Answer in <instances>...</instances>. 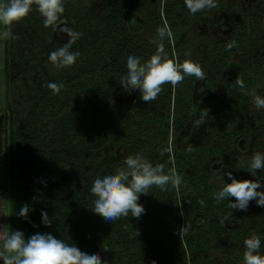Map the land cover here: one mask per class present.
Segmentation results:
<instances>
[{
    "label": "trees",
    "instance_id": "16d2710c",
    "mask_svg": "<svg viewBox=\"0 0 264 264\" xmlns=\"http://www.w3.org/2000/svg\"><path fill=\"white\" fill-rule=\"evenodd\" d=\"M259 4L264 7V0ZM64 7L61 24L81 33L71 45L80 53L71 66L58 68L48 60L68 40L59 26L47 27L41 47L28 39L36 57H11L4 36L7 87L31 69L49 70L48 77L40 72L35 79L28 123L10 130V170L0 180V190L9 187L12 207L17 200L34 209L27 213L30 220L22 218L26 235L50 231L97 249L106 264H150L153 258L156 264H243V240L252 234L261 237L264 253V206L250 201L245 210L231 209L227 200L215 199L230 180L226 169L254 179L244 167L254 152L264 151V109L247 94L254 88L264 95L260 16L243 0H217L215 8L195 14L183 0H64ZM165 23L173 32L171 41H163L169 58L198 62L205 77L186 76L175 87L165 82L155 100L144 101L138 90L122 88L119 77L128 54L143 60L155 51L156 28ZM232 40L235 45L226 47ZM237 76L244 88L236 85ZM50 82L63 87L54 91ZM198 107L209 114L195 125ZM41 119L46 124L38 126ZM189 145L192 151H186ZM166 146L172 153L161 155ZM137 151L163 163L165 171L175 167L183 184L179 190L150 187L140 195L146 211L139 218L105 220L91 210V181L123 167L124 158ZM257 174L264 176V170ZM41 209L50 224L40 222ZM183 227L188 231L180 235Z\"/></svg>",
    "mask_w": 264,
    "mask_h": 264
},
{
    "label": "clouds",
    "instance_id": "9594fccd",
    "mask_svg": "<svg viewBox=\"0 0 264 264\" xmlns=\"http://www.w3.org/2000/svg\"><path fill=\"white\" fill-rule=\"evenodd\" d=\"M190 13H197L204 9H212L217 5V0H183ZM39 12L45 27L52 29L61 27L68 36V40L62 46L49 52L48 60L56 67L71 66L80 55L79 51H72L71 45L81 33L67 24H61L65 10L64 0H7L0 5V24L12 25L15 21L26 16L30 10ZM158 39L155 41V51L146 59L141 60L136 53L126 56V71L120 75L119 83L125 90H138L140 98L144 101H153L162 91L165 82L173 87L186 76H195L198 80L205 77L202 66L190 58L177 62L169 58V53L163 43L167 37L172 40L173 32L167 23L156 28ZM4 36H12L10 30L3 33ZM236 41L226 43L231 48ZM236 85L244 88V81L239 76L235 79ZM54 91H59L62 84L50 82L48 85ZM251 103L257 109H264V95L259 94L254 88L248 90ZM199 111V116L193 121L195 125L204 122L209 114L208 108H193V113ZM186 151H192L189 145ZM161 155L171 154L170 146L160 149ZM171 159V156L169 157ZM123 167L117 166L103 174H98L91 181L88 191L93 195L91 210L108 221H114L121 216H133L139 218L145 211L143 203L139 202L141 194H148L150 187L157 186L166 190L169 185L179 190L183 184V177L175 167L165 171L163 163H153L142 152L137 151L124 158ZM254 176L250 178H237L233 172L226 169L224 175L230 178L228 182L221 184L215 192L217 201H228L231 209L245 210L250 201L264 206V176L257 174V169L264 170V151L254 152L246 167ZM41 183L45 181L41 180ZM234 197V199H230ZM204 203L203 200L200 201ZM30 205L25 202L16 212V215L30 220L27 213ZM40 222L44 225L51 223L48 213L40 210ZM33 227H37L35 222ZM224 223V218L221 219ZM183 227L181 232H187ZM243 264H264V253L261 249V237L252 234L243 240ZM107 250V247H104ZM0 264H106L102 260L100 252L95 248H81L76 243H69L64 238H57L50 231H36L25 236L22 229L4 227L0 235ZM150 264H156L153 258Z\"/></svg>",
    "mask_w": 264,
    "mask_h": 264
},
{
    "label": "rangeland",
    "instance_id": "374dc122",
    "mask_svg": "<svg viewBox=\"0 0 264 264\" xmlns=\"http://www.w3.org/2000/svg\"><path fill=\"white\" fill-rule=\"evenodd\" d=\"M245 5L250 11L257 13L263 21L264 24V7H261L259 0H243ZM0 5H3V0H0ZM30 18L33 22H30ZM7 30L13 34L8 36V49L9 55L23 56L24 54H33L36 57L35 49L33 44L28 41V39L34 40V47H41L43 43H46L47 38V27L42 23V18L38 11L32 9L29 13L22 17L21 19L15 21L12 25L8 26ZM4 25L0 24V156L3 157L0 163V180L5 179L7 174H9V154H10V130L12 128H17L28 123L31 108L34 104V93L37 86L35 79L38 78L40 72L48 77L49 70L42 68L41 70L31 69L25 74V78H21L19 81H10L7 87V74L4 69ZM32 46V47H31ZM38 52V51H37ZM28 77H31V82L28 81ZM10 104V107L8 106ZM46 124L44 120H40L38 126ZM50 128V123L47 124ZM47 137V135H45ZM53 143H57L56 137H50ZM57 146V144L55 145ZM242 149H238L240 151ZM246 153V152H245ZM249 153V151L247 152ZM4 195L7 200L6 211L9 215V226L12 229H22L26 235L24 221L22 217L16 215L19 211L18 201L15 200L14 207L11 206V195L9 187L5 185L0 192V195ZM5 200V199H4Z\"/></svg>",
    "mask_w": 264,
    "mask_h": 264
},
{
    "label": "crops",
    "instance_id": "0c3cea01",
    "mask_svg": "<svg viewBox=\"0 0 264 264\" xmlns=\"http://www.w3.org/2000/svg\"><path fill=\"white\" fill-rule=\"evenodd\" d=\"M1 191L2 189L0 190V192ZM6 206H7V200L2 194L0 195V235H2L3 228L9 226V215L7 214L8 212L5 209Z\"/></svg>",
    "mask_w": 264,
    "mask_h": 264
}]
</instances>
